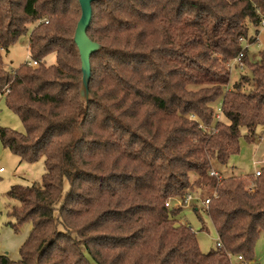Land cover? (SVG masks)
I'll use <instances>...</instances> for the list:
<instances>
[{
	"label": "trees",
	"instance_id": "16d2710c",
	"mask_svg": "<svg viewBox=\"0 0 264 264\" xmlns=\"http://www.w3.org/2000/svg\"><path fill=\"white\" fill-rule=\"evenodd\" d=\"M91 10L86 35L100 49L82 105L77 0H0V53L33 24L29 61L39 62L9 72L0 56V96L24 128L0 126V143L44 168L40 186L6 193L17 201L12 228L30 230L18 259L0 264H256L264 167L257 177L209 173L264 132V56L250 64L243 47L264 0H93ZM235 59L252 77L228 86ZM189 194L211 198L203 211L221 248L201 253L177 220L174 200Z\"/></svg>",
	"mask_w": 264,
	"mask_h": 264
},
{
	"label": "rangeland",
	"instance_id": "374dc122",
	"mask_svg": "<svg viewBox=\"0 0 264 264\" xmlns=\"http://www.w3.org/2000/svg\"><path fill=\"white\" fill-rule=\"evenodd\" d=\"M34 25L28 26V30L18 38V40L6 51L1 52V60L4 68L13 72L19 66L29 61L28 44L29 35ZM249 28L248 36L254 37V43H243L247 50L248 62L254 64L264 56V26L257 29ZM43 63L47 66L55 64L54 54L48 55ZM229 85L238 83L242 77L251 79L252 75L247 66L241 67L239 64L229 65ZM222 99L218 98L212 103L211 108L214 116L221 110ZM0 126L24 132V128L18 117L7 108L4 98L0 96ZM17 156L10 153L0 143V255H7L11 260H17L19 248L27 239L30 230V223L22 224L18 232H15L11 225L14 220L9 216L11 207L17 205V201L9 199L6 193L12 186H30L41 184V176L44 173L43 160L33 164L21 163ZM264 167V132L261 129L256 131L255 142L252 144L240 141V153L232 156L227 166H221L213 162L212 169L223 178H233L237 176L254 175L255 171ZM196 205V204H193ZM179 208V207H178ZM198 212H194L192 207L184 208L177 214V220L188 225L195 233L198 249L201 253H208L216 248L217 234L208 216L203 211L201 205H197ZM254 263L264 264V231L257 239L254 251ZM231 264H243L237 257L230 258Z\"/></svg>",
	"mask_w": 264,
	"mask_h": 264
},
{
	"label": "water",
	"instance_id": "95a60500",
	"mask_svg": "<svg viewBox=\"0 0 264 264\" xmlns=\"http://www.w3.org/2000/svg\"><path fill=\"white\" fill-rule=\"evenodd\" d=\"M80 8V18L76 24L72 41L78 50L81 62L82 78L79 87V103L86 105L90 99L88 94V83L90 79V56L100 49V46L92 42L86 35L89 26L93 0H77Z\"/></svg>",
	"mask_w": 264,
	"mask_h": 264
},
{
	"label": "built area",
	"instance_id": "2783aa9c",
	"mask_svg": "<svg viewBox=\"0 0 264 264\" xmlns=\"http://www.w3.org/2000/svg\"><path fill=\"white\" fill-rule=\"evenodd\" d=\"M260 26L263 27L264 26V16H262L261 18V23H260ZM2 51V50H1ZM239 61V59H235L232 61L233 64H237ZM28 65H30L31 67H37L39 65V62H36V61H29L28 62ZM190 118H194L193 116H191ZM215 120L216 121H220L221 120V111L215 115ZM199 128L203 131H212V132H215V129H208L207 127H205L204 125H199ZM1 171V170H0ZM259 170L258 171H255L254 173V176L257 177L259 176ZM209 175L211 177H214V178H217L218 180L220 179V176L218 175V173L216 171H214L213 169L210 170V173ZM249 188L251 187H248L247 190H250ZM216 195L213 194L212 197H215ZM211 198H207V199H202L199 195H187L183 201L181 200H174V204L173 206L175 208H181V209H184V208H188V207H192V206H195L197 207V205H201L202 208H208V205H209V202H210ZM170 201H168L165 206L166 207H169L170 206ZM193 204H196V205H193ZM216 247L217 248H221L222 245H221V242L217 239L216 241ZM237 259L239 261H242V258L239 256L237 257Z\"/></svg>",
	"mask_w": 264,
	"mask_h": 264
},
{
	"label": "crops",
	"instance_id": "0c3cea01",
	"mask_svg": "<svg viewBox=\"0 0 264 264\" xmlns=\"http://www.w3.org/2000/svg\"><path fill=\"white\" fill-rule=\"evenodd\" d=\"M19 164H21V163H19ZM1 170V169H0ZM196 210V209H195Z\"/></svg>",
	"mask_w": 264,
	"mask_h": 264
}]
</instances>
